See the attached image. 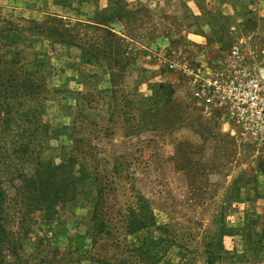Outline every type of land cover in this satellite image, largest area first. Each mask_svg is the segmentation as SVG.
Masks as SVG:
<instances>
[{
    "label": "rangeland",
    "instance_id": "obj_1",
    "mask_svg": "<svg viewBox=\"0 0 264 264\" xmlns=\"http://www.w3.org/2000/svg\"><path fill=\"white\" fill-rule=\"evenodd\" d=\"M54 20L110 28L129 53L124 76L113 84L106 63L87 64L79 49L35 31ZM99 33L87 29V39ZM235 46L264 78V0H0V58L48 87L45 158L59 164L78 140L89 170L110 184L107 205L144 210L156 224L134 235L118 224L94 250L95 187L50 218L9 179L7 227L21 237L20 264L109 256L117 264L116 253L131 264H207L209 244L227 252L216 264H264V145L234 134L191 85L195 73L221 69Z\"/></svg>",
    "mask_w": 264,
    "mask_h": 264
},
{
    "label": "trees",
    "instance_id": "obj_2",
    "mask_svg": "<svg viewBox=\"0 0 264 264\" xmlns=\"http://www.w3.org/2000/svg\"><path fill=\"white\" fill-rule=\"evenodd\" d=\"M125 11L121 9L120 15ZM51 22L36 26L35 31L55 42L79 49L87 64L106 63L111 77L114 76L113 84H116L115 78L124 76L130 65L129 53L110 28L99 22L88 24L81 21L72 28L66 27L63 20H54V26ZM87 29H94L101 35L98 39H87ZM7 32H15V29ZM47 88L44 78H37L32 73H19L14 62L0 58V264H5L10 256L20 264L23 249L21 237L7 227L10 197L3 184L11 180L19 182L22 198L33 212L46 213L50 218L61 205L77 202L83 189L95 187L97 199L89 229L94 250L97 247L99 250L106 237L114 239L119 231L118 224H122V230L128 235L145 228H156L153 218L152 224H147L144 210L137 212V208L129 207L123 213L107 205L105 197L110 184L97 179L89 170L86 160L77 152L81 149L78 140L74 139L70 157L67 158L69 154L66 153L59 164L45 158L49 126L40 119V109L46 102ZM111 92L113 94L115 90ZM26 165L34 166V171L27 173ZM140 200L139 204L143 203L144 200ZM209 245L206 263L216 264L223 259V251L227 252L219 244ZM115 255H120V258ZM113 257L117 264H131L135 259L124 253H116ZM110 258L112 256L97 261L108 264Z\"/></svg>",
    "mask_w": 264,
    "mask_h": 264
},
{
    "label": "built area",
    "instance_id": "obj_3",
    "mask_svg": "<svg viewBox=\"0 0 264 264\" xmlns=\"http://www.w3.org/2000/svg\"><path fill=\"white\" fill-rule=\"evenodd\" d=\"M191 80L197 100L221 112L234 134L264 145V78L241 46L229 52L221 69L199 71Z\"/></svg>",
    "mask_w": 264,
    "mask_h": 264
}]
</instances>
